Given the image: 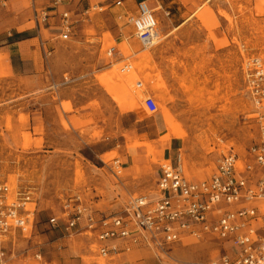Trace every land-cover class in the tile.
<instances>
[{
	"label": "rangeland",
	"instance_id": "rangeland-1",
	"mask_svg": "<svg viewBox=\"0 0 264 264\" xmlns=\"http://www.w3.org/2000/svg\"><path fill=\"white\" fill-rule=\"evenodd\" d=\"M158 1L164 9L155 13L163 39L150 49L132 38L127 17L117 19L121 7L108 8L90 14L71 40L51 42L37 75L15 78L0 71V185L30 191L35 201L28 206L35 208L33 232L0 237L13 262L39 253L46 262L55 257L111 264L115 257H99L88 235L73 232L68 238L62 221V229L51 227L49 219L61 217L63 198L80 194L98 210L100 203L113 204V190L121 202L153 194L155 171L164 163L156 150L172 138L193 180L210 177L222 154L243 155L256 142L264 103H254L241 66L247 58L264 63L262 0ZM212 16L224 33L209 30L215 26ZM220 38L229 50L217 55L213 48ZM110 47L119 48L123 57H107ZM126 63L132 69L121 72ZM136 81L142 82L141 89ZM146 92L156 101L154 114L144 107ZM89 111L101 121L80 118ZM136 153L147 155L154 166L143 180L132 181L135 190L129 192L124 171L115 176L110 167L115 160L122 167ZM225 250L222 243L205 238L184 240L157 255L163 264H205Z\"/></svg>",
	"mask_w": 264,
	"mask_h": 264
},
{
	"label": "built area",
	"instance_id": "built-area-1",
	"mask_svg": "<svg viewBox=\"0 0 264 264\" xmlns=\"http://www.w3.org/2000/svg\"><path fill=\"white\" fill-rule=\"evenodd\" d=\"M9 0H0L5 7ZM65 0H51L52 11ZM121 5V1L115 3ZM264 9V0H262ZM95 5L91 11H100ZM32 21L39 25L47 23V10L32 7ZM90 19L89 11L83 14ZM134 36L144 49L152 48L157 35L158 19L155 11L146 2L136 4V12L128 18ZM73 20L69 12L61 14L60 41L71 40ZM46 56L50 55L41 44ZM115 47L106 50L112 57ZM130 63L123 65L121 72H129ZM243 80L257 106L264 103V63L259 58H247L241 66ZM136 81L135 87L142 88ZM147 112L158 111L152 94L143 99ZM181 161V157H178ZM110 170L117 176L122 170L115 160ZM161 176L154 193L130 197L120 211L106 214L86 204L80 194L63 198L60 218L49 219L51 227H59L68 238L73 232L88 235L91 245L101 258L128 253L144 244L158 254H166L172 245L184 240L200 241L211 238L226 246L225 253L205 264H264V209L258 202H264V122L258 124L256 142L243 155L233 151L222 154L216 161L214 173L203 180H190L184 175L183 167H173L165 162L160 165ZM35 204L27 190L13 192L8 185H0V237L34 227ZM78 230V231H77ZM0 240V264H7V252ZM41 264L40 255L36 256ZM194 264V263H192Z\"/></svg>",
	"mask_w": 264,
	"mask_h": 264
},
{
	"label": "crops",
	"instance_id": "crops-1",
	"mask_svg": "<svg viewBox=\"0 0 264 264\" xmlns=\"http://www.w3.org/2000/svg\"><path fill=\"white\" fill-rule=\"evenodd\" d=\"M117 1H121L120 6L115 5ZM139 2H146L148 7L154 10L155 13L159 10H164L162 4L158 0H65L61 5L56 7L54 11H52L51 0H9L5 7L0 6V22H3L1 26V29L3 31L1 33L4 36V41L0 43V56L2 57L0 60V71H2L5 75H11L15 78H30L37 75L39 70H41L44 66V52L41 44H43L47 49L51 46V42H56L57 40H59L58 37L61 32V14L63 12H69L71 14V19L74 23L73 33L75 32L77 34V29L81 22L85 23L86 21L84 20V12L89 11L90 14L94 15L95 12H92L91 8L95 5L101 8L99 13L104 12L108 8H110V10H113V8L121 7L116 16L118 20H121L124 17H127L128 19L130 16L134 15L136 12V4ZM32 7H35L37 10H47L49 12V15L53 16L49 17L47 23L36 25L32 21ZM156 9L159 10L156 11ZM164 15L168 17L170 15V12L164 11ZM155 16L157 18L156 14ZM191 17H193V15L187 17L184 22L188 21ZM210 22L215 25L214 27L209 28L211 32L224 33L221 22L219 21L217 16L216 18H211ZM28 24L31 25L28 26ZM122 38L124 39V41H127V38H124V36ZM132 38L137 41L134 36V30L132 31ZM217 43L218 45H220L218 48H213V53L217 55L221 53L224 54L229 50L228 47H225L223 38L218 39ZM116 50L117 53L114 55V57H123L122 51L119 48H116ZM131 53L132 55L135 54L133 50H131ZM124 60L127 61V59L125 58ZM216 63L217 62L213 61L212 65H216ZM148 93L149 92H146L145 94ZM96 114L98 113L91 111L82 112L80 114V118L85 119L86 121L87 119H92L96 122L98 121L97 119L101 121L98 116H94ZM160 143L163 145L162 139L160 140ZM164 145L166 147L162 150H156L155 156L159 157V159H162V163L168 162L173 167H176L178 165H181L183 167L182 154L178 147L177 141L172 138ZM179 156L181 157V161H178ZM147 157L148 156L144 153H136L133 156L125 158L124 162L122 163V170L124 171L125 178L128 182V187L130 188L129 192L135 190L131 185L132 181L136 179L143 180L149 171L147 170L148 167L154 166L150 163ZM160 165L161 164L159 163L158 170L155 171L157 173L156 183L161 176ZM183 171L184 175L188 179L193 180L186 175L184 167ZM109 193L113 195V199L111 201V203L113 204H110L109 201H107L105 205L104 203H100L101 209L99 208L100 210H98L104 213H116L118 208L124 206L126 200L121 202V197L116 195V193H118L117 190L116 192L115 190H113ZM256 206L258 208L264 209V202H258ZM32 232L33 230H31L29 234H31ZM77 235L81 236L84 234L78 233ZM157 254L158 253L154 249L141 244L128 253H121L120 255L115 256V261L111 264H163ZM38 255L41 256L42 261L46 264H76L75 260L60 261L59 258L55 259V257L46 262L43 259L42 255L39 253H35L32 256H26L20 262H13L12 255L7 254V264H41V262L36 258V256Z\"/></svg>",
	"mask_w": 264,
	"mask_h": 264
},
{
	"label": "bare ground",
	"instance_id": "bare-ground-1",
	"mask_svg": "<svg viewBox=\"0 0 264 264\" xmlns=\"http://www.w3.org/2000/svg\"><path fill=\"white\" fill-rule=\"evenodd\" d=\"M157 10H159V9H156V11ZM163 38H161V35H160V32L158 31V28H157V35H156V38L154 39V44L156 45V44H158V43H160V41L162 40ZM138 63H140V61H141V58H139L138 59ZM144 63V62H143ZM142 63V64H143ZM114 71H118L117 69L116 70H114ZM148 148V147H147ZM132 152V151H131ZM133 153V152H132ZM133 155V154H132Z\"/></svg>",
	"mask_w": 264,
	"mask_h": 264
}]
</instances>
